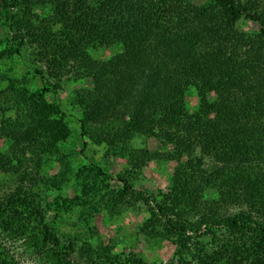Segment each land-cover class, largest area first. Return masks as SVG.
Wrapping results in <instances>:
<instances>
[{
    "label": "trees",
    "instance_id": "16d2710c",
    "mask_svg": "<svg viewBox=\"0 0 264 264\" xmlns=\"http://www.w3.org/2000/svg\"><path fill=\"white\" fill-rule=\"evenodd\" d=\"M0 21V59L22 60L38 84L6 78L17 111L2 119L0 141L36 166L12 191L0 186L2 234L41 264H148L88 243L78 253L79 238L61 234L38 198L44 158L72 135L63 84L85 81L75 91L82 135L127 160L107 209L145 206L143 231L172 240L180 264H264V0H0ZM114 47L124 51L94 55ZM139 136L170 149L128 148ZM156 157L176 166L168 190L148 194L134 183ZM95 164L109 186V170ZM0 264L15 263L0 250Z\"/></svg>",
    "mask_w": 264,
    "mask_h": 264
},
{
    "label": "rangeland",
    "instance_id": "374dc122",
    "mask_svg": "<svg viewBox=\"0 0 264 264\" xmlns=\"http://www.w3.org/2000/svg\"><path fill=\"white\" fill-rule=\"evenodd\" d=\"M193 1L205 4L208 0ZM82 27L83 32L88 35V27L85 24H82ZM239 27L245 31H257L258 28L247 20H241ZM6 34L7 27L0 21V37L4 42ZM4 47L5 43L0 44V52ZM122 51H124L122 47H114L97 50L94 55L104 59ZM24 64L18 59H0V92L4 91L6 95H0V125L4 117H16L17 111L12 99L8 100L10 93H7V77L16 79L18 87L38 88V84L32 79ZM88 86L85 81L67 80L63 84L60 92L61 104L72 127V135L67 141L60 143L59 153L49 154L44 158L39 170L40 179L35 186L39 200H42L49 210V218L61 234L71 236L72 239H81L72 240L78 244L76 246L78 253L80 247L88 243L103 253L120 255L123 261L135 256L148 264H180L175 255L176 244L172 240H162L153 233L143 231L142 226L150 215L145 206L123 203L115 210L107 209V202L111 201L121 187L117 174L125 170L127 160L121 156L108 155L106 145L96 144L89 136L82 135L79 122L81 109L76 104L75 91ZM187 103L191 110L197 109L198 97L194 89L187 93ZM145 146L163 153L170 149L161 147L159 142L145 136H139L128 144L130 149ZM94 163L109 170L112 177L109 186L108 182L104 183L101 178L97 179L90 171ZM35 166L36 163L26 162L21 153L14 152L9 142L0 141L2 193L10 192L16 187L23 171H31L34 174ZM175 166L176 162L168 158L152 159L143 169L141 178L135 181V187L147 191L148 194L167 191ZM106 191H114L107 196L108 200L103 196ZM95 208L99 210L98 213H95ZM0 250L9 253L15 264H41L26 252L19 242L12 241L1 232Z\"/></svg>",
    "mask_w": 264,
    "mask_h": 264
}]
</instances>
